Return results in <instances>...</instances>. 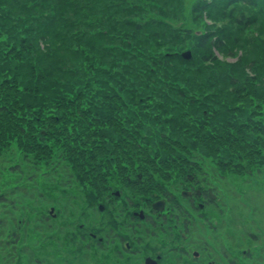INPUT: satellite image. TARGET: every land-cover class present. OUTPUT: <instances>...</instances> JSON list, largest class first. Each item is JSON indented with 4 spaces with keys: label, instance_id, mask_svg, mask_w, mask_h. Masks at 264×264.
<instances>
[{
    "label": "trees",
    "instance_id": "1",
    "mask_svg": "<svg viewBox=\"0 0 264 264\" xmlns=\"http://www.w3.org/2000/svg\"><path fill=\"white\" fill-rule=\"evenodd\" d=\"M183 4L0 0V154L62 165L90 207L117 185L148 207L210 160L260 172L264 0Z\"/></svg>",
    "mask_w": 264,
    "mask_h": 264
},
{
    "label": "rangeland",
    "instance_id": "2",
    "mask_svg": "<svg viewBox=\"0 0 264 264\" xmlns=\"http://www.w3.org/2000/svg\"><path fill=\"white\" fill-rule=\"evenodd\" d=\"M193 1L184 0L183 10L189 11ZM182 22L186 20L181 19L179 23ZM17 154L14 149L0 154V264L134 262L124 245L116 242L118 236L114 232L122 228V222L112 224L106 213L109 208L112 215L113 206L118 205L116 199L112 201L108 197L111 203L104 199L90 207L79 187L68 183L66 177L60 179L63 176L60 172L67 170L65 167L61 165L45 175L47 168L34 172L21 159L16 160ZM203 170L210 176V182L219 181L223 176L227 183L221 180L224 188L219 187L217 192L215 209L223 210L214 214L218 225L224 223L226 217H233V223L239 225L241 232L243 228L252 229L251 219L264 225V166L256 175L247 176L222 169L210 160ZM170 188L182 195L179 184H171ZM250 229V233L256 231ZM101 238L107 243L101 242ZM254 241L249 240V245L256 244ZM118 255H127L129 260ZM258 261L263 262L264 258Z\"/></svg>",
    "mask_w": 264,
    "mask_h": 264
},
{
    "label": "flooded vegetation",
    "instance_id": "3",
    "mask_svg": "<svg viewBox=\"0 0 264 264\" xmlns=\"http://www.w3.org/2000/svg\"><path fill=\"white\" fill-rule=\"evenodd\" d=\"M203 173L201 170L188 177L189 181L181 183V196L169 186L175 194L167 190L168 196L163 197L161 192L162 197L148 207L142 203L139 207L132 206L131 196L124 195L129 190L117 185L111 200L116 199L121 207L115 204L112 215L109 208L106 213L112 224L122 222V228L114 232L118 236L116 242L124 245L134 259L132 264H264V261H258L264 258V225L252 219L249 221L252 226L249 229L259 234L250 233L246 228L241 232L239 225L233 223V217H226V221L218 225L214 215L217 192L219 187L224 188L221 180L227 183L223 176L218 178L219 181L210 182V176ZM111 200L105 198L108 203ZM116 209L121 214H117ZM219 211L223 212L222 209ZM251 239H255L256 244L249 245ZM100 241L107 243L104 238ZM118 256L129 260L127 255Z\"/></svg>",
    "mask_w": 264,
    "mask_h": 264
},
{
    "label": "water",
    "instance_id": "4",
    "mask_svg": "<svg viewBox=\"0 0 264 264\" xmlns=\"http://www.w3.org/2000/svg\"><path fill=\"white\" fill-rule=\"evenodd\" d=\"M182 55H183V57L186 58V59H190V58L192 57V53H191L190 50H187V51L183 52ZM184 194H185V193H184ZM155 207H158V208H159L158 204H156ZM101 209H102V207H101ZM52 211H53V208L51 209V212H52Z\"/></svg>",
    "mask_w": 264,
    "mask_h": 264
}]
</instances>
